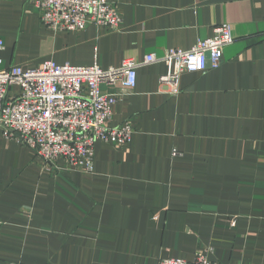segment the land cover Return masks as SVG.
Returning a JSON list of instances; mask_svg holds the SVG:
<instances>
[{
  "label": "crops",
  "instance_id": "crops-1",
  "mask_svg": "<svg viewBox=\"0 0 264 264\" xmlns=\"http://www.w3.org/2000/svg\"><path fill=\"white\" fill-rule=\"evenodd\" d=\"M110 1L120 29L56 31L31 0H2L0 70L119 67L190 50L225 22L235 41L219 68L182 73L176 95L159 81L164 63L139 67L112 107L111 124L130 122L133 137L97 141L94 172L63 158L45 167L0 132V264L193 261L201 247L216 264H264V0Z\"/></svg>",
  "mask_w": 264,
  "mask_h": 264
},
{
  "label": "built area",
  "instance_id": "built-area-1",
  "mask_svg": "<svg viewBox=\"0 0 264 264\" xmlns=\"http://www.w3.org/2000/svg\"><path fill=\"white\" fill-rule=\"evenodd\" d=\"M31 2L41 11L42 23L56 31L85 29L89 24L112 30L121 27L120 9L110 0ZM197 41L190 50L173 47L162 56L147 53L141 61L124 58L119 67L104 69L98 62L79 66L52 60L30 69L20 65L1 69L0 132L7 140L35 150L45 167L58 168L57 160L63 158L71 169L94 172L97 141L124 145L133 137L130 122L111 124L112 107L127 90L135 88L139 67L164 63L167 71L159 75V81L176 95L181 90L182 73L205 72L224 63V49L235 41L232 24L217 25L212 36ZM5 48L0 36V51ZM117 83L126 91L104 90L105 85ZM13 87H19V92H11ZM208 252L201 247L193 261L164 257L155 264H216Z\"/></svg>",
  "mask_w": 264,
  "mask_h": 264
}]
</instances>
